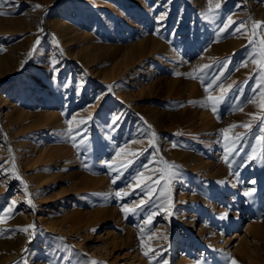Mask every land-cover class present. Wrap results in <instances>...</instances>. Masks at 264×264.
<instances>
[{
	"label": "rangeland",
	"instance_id": "obj_1",
	"mask_svg": "<svg viewBox=\"0 0 264 264\" xmlns=\"http://www.w3.org/2000/svg\"><path fill=\"white\" fill-rule=\"evenodd\" d=\"M217 3L221 8L212 19L203 14L215 8L213 0L211 5L209 0H15L0 7L10 13L0 15V163L7 161L4 168L9 170L0 174V209L18 201L12 218L0 223V256H8L12 244L20 246L4 264H106L37 221L66 216L70 221V214L78 223L73 228L77 237L86 231L96 238L108 231L107 239L114 234L119 238L123 245L112 255L118 264L133 255L140 264H264V109L253 100L259 80L257 65L249 60L254 51L249 39L264 38V28L253 36V25L264 22V0ZM165 13L166 20L158 24ZM229 16L244 27L218 36ZM148 41L156 43L152 50L140 59L131 56ZM185 74H199L205 84L219 76L222 87L206 92L199 79ZM174 82L195 84L200 97L176 96ZM209 95L225 97L215 114ZM50 111L53 115L41 126L21 132V125L32 127ZM193 111L206 113V122L190 119ZM114 115L121 118L113 127ZM69 127L84 135L69 139ZM145 133L156 134L155 147ZM84 136V146L74 147ZM226 146L232 150L231 170L224 160ZM51 148L50 157L33 164L32 156ZM172 164L180 175L164 186ZM145 184L164 186V194L152 192L151 203L135 212L122 211L149 201ZM253 187V196L245 197ZM153 212V224L146 226ZM225 213L227 218L221 219ZM19 214L25 219H17ZM250 214L255 232L237 260L200 240L234 237L245 229ZM191 216L195 219L188 226L184 219ZM32 224L35 230L27 227ZM141 228H146L143 243Z\"/></svg>",
	"mask_w": 264,
	"mask_h": 264
},
{
	"label": "bare ground",
	"instance_id": "obj_2",
	"mask_svg": "<svg viewBox=\"0 0 264 264\" xmlns=\"http://www.w3.org/2000/svg\"><path fill=\"white\" fill-rule=\"evenodd\" d=\"M45 1H51V0H45ZM217 1L218 0H213V2L215 4L217 3ZM193 4H198V2H193ZM30 16H32L31 13H30ZM65 30H66V28H64V31ZM232 43H234V45L235 44L238 45L237 42H232ZM155 45H156V43L154 41H148L144 46H138V47L134 48L131 51V53H132L131 56L133 57L135 55L136 58L140 59V58L144 57L150 50H152L155 47ZM23 57L25 58V56H23ZM132 57H130V59H133ZM3 74H4V72H3ZM173 84L175 85V86H173V89L176 90L175 95L178 97H181V98H183V97H190L191 98L192 97L193 100L194 99L198 100L197 98H199L201 95V91H200L201 89H199V87L196 86L195 84H176L175 82ZM218 96H220V95H218ZM254 101L260 102L261 101L260 96L256 94V98ZM189 114H190V116H189L190 119L200 117L202 119V121L206 122L205 119L207 118V115L204 112L203 113H197L196 111H193L192 113H189ZM52 115L53 114L51 113V111H50V113H48V112L42 113L39 117H37V120H35L32 127H24L23 125H21V127H20L21 132L27 131L28 129H32L34 127L41 126L42 125L41 123H43V121H45V120L50 119V116H52ZM225 136H226V134H225ZM212 139H214V138H212ZM216 144H217V142H216ZM54 150H55V148H51V151L47 154H45L43 151V152H40L39 154L37 153L36 155L32 156L33 164L41 163L43 161L42 159H44V157H50L51 153H54ZM217 154H218V152H217ZM220 166H222V165H220ZM222 167L224 168L225 166H222ZM219 168H221V167H219ZM223 168H221V170H224ZM218 170L219 169L214 170L213 174H211L210 176L214 177L215 176L214 173L216 174V172H218ZM227 171H229V170H227ZM224 175H225V173H224ZM190 198H191V196H190ZM201 198H200V200L205 202V205H206V201H205L206 198H205V200H203V197H201ZM202 206H203V204H202ZM184 213L186 214V212H184ZM189 215H192V214H189ZM68 216H71L70 221H66L67 216L59 218V219H57V218L56 219H52V218L44 219V218L40 217L37 219V221L40 224L46 225L49 231H51L53 233L54 232L55 233H62L63 235L67 236V238L69 239V242L71 244L75 245V247L78 248L79 251L91 252L92 254H96L98 256H101V257H103L106 264H118V260H117L118 257H116L115 260H112V255H113V252L117 249H120L123 244L118 241L119 238L115 234L112 235L113 237L111 239H107L109 236H111V232H108V231L105 232L104 231V232H102V234H99L96 238L95 237L89 238L88 233L85 231V232L79 233V236L77 237L76 235H74L75 232L73 230V228L78 224L76 219L74 218L75 214H70ZM193 216H196V215L194 214ZM193 216H191V220L190 219H184V223H186L188 226L192 225V223L194 222ZM21 217H23V216L21 214H19V215H17L16 218L20 219ZM240 218H241L240 215L235 216V219L237 221H239ZM21 219H25V218H21ZM245 221L246 222L244 224L248 223L247 226L245 227V229L241 230L240 233L239 232L235 233L234 237H229V238L225 239L222 237L223 236L222 234H219L217 239H213L210 237L203 236L200 240L204 243L205 247L212 249L214 251H221L224 249L222 252L224 253L225 256H229L230 253H233V259L237 260L238 255L242 252L243 244H245L247 246L249 245V242H250V236L249 235L253 234L255 232V228H256V224L252 223L251 214L248 216V219H246ZM66 222H68L69 224ZM130 229L132 230V228H130ZM202 232H204V231L201 230V233ZM128 233L131 234V231L128 230ZM127 239H129V235H128ZM93 240L95 241L94 242L95 244L91 245ZM234 242H236V243H234ZM12 248H13V251L8 256L7 255L0 256V264H4L6 261L10 260L14 256V254L19 251L20 246L16 245V244H12ZM128 257L129 256H127L126 258H128ZM126 258H122L123 260H121V261H123V264L126 262H128L129 264H135L136 262L138 264L141 263V260H139L138 256H135V255L130 256V258L128 260ZM38 263H40V262H38Z\"/></svg>",
	"mask_w": 264,
	"mask_h": 264
},
{
	"label": "snow or ice",
	"instance_id": "obj_3",
	"mask_svg": "<svg viewBox=\"0 0 264 264\" xmlns=\"http://www.w3.org/2000/svg\"><path fill=\"white\" fill-rule=\"evenodd\" d=\"M211 2H212V0H209V4L210 5H211ZM8 4H15V0H0V7H3L4 5H8ZM39 7H40V5H35L34 6V8H39ZM220 8H221V4L220 3H216L215 4V8L210 6L207 9V11L203 14L205 19L215 18V16L218 14ZM8 14H10V13L4 12V11H0V15H8ZM166 15H167V13L162 14L158 18L157 23L160 24L162 21H164L166 19ZM233 26H235V27H233ZM243 27H244L243 25L237 24V22L234 21L231 18V16H229V17H227V23H223L222 27H220L218 29L217 35L219 36V35H222L224 33H227L229 30H232V34H235L236 32L241 31ZM261 28H264V22H259L258 21V22H256L253 25V36L254 37L259 35V31L258 30L261 29ZM159 32H160V29L158 28L157 31L154 34L159 35ZM39 42L40 41H39V37H38L36 42H35V44H34V46H33L34 49H35L36 45L39 44ZM249 44L252 45L253 48H254L253 53L250 54V56H249V60L253 64L257 65V68L254 69V72L256 73V76H257V78L259 80V83L257 85V88L259 89V92L257 93V95H259L260 99H261L260 107L262 109H264V38H260L258 41L254 40V39H249ZM257 47L259 48L258 52L255 51V49ZM57 63L58 62L55 61V60L52 61V67H53V72L54 73H58L59 72V68L56 66ZM243 66H246V65H243ZM204 67L208 68V67H211V66L210 65H205ZM174 75H181V74L180 73H174ZM185 75H188L192 79H199L201 84H202V86H204L206 92H208L210 89H212L215 86H220V85H218V81L220 79L219 76L215 77V78H212L211 80H209L205 84L204 78L201 77L199 74L196 75V76H191L190 74H185ZM220 87H222V86H220ZM228 87H229V89H231L233 86L229 85ZM110 89H111V86H109V90ZM254 92H256L255 89H254ZM224 98H225L224 95H221L219 97H213V96L209 95L207 97V100L209 102H211L212 105H213L212 106V111H213L214 114L217 112L216 105L219 104L220 102H222L224 100ZM97 99H99V97H97ZM254 99H255V97L253 98V100ZM189 103H193V102L190 101ZM91 118L92 117H89V119H91ZM120 118L121 117L119 115H114L113 118H112L111 126H113V127L116 126L118 124ZM262 119H264V118H262ZM68 123H69V125H71V121H68ZM81 123H86V121H82ZM239 126H241V127H249V125H239ZM230 127L234 128V127H237V125H232ZM86 131L87 130L85 129V132ZM262 131H264V129H262ZM225 132H227V130H225ZM67 135H68L69 139L75 141L77 136H83L84 133L78 131L77 129H73L72 127H69ZM145 135H149L151 137L150 146L155 147V143L154 142H155V135L156 134L155 133H145ZM240 138L241 137L239 135H237L236 139L239 140ZM87 139H88L87 136H84V139L81 140L80 145L74 144L73 146L74 147L84 146V143H85V141H87ZM173 147H177V145L173 144ZM225 150H226L227 155H225L224 160H225V163L228 164L229 169L231 170L232 167H233V164L228 161V156L232 154V150L229 149L227 146H226ZM156 152L157 153L159 152L158 148H156ZM248 159H252V157H248ZM12 160H13V163H12V169L11 170L14 171L15 170V158L13 157ZM6 163H7V161H4L3 163H0V174L9 171L8 169L4 168V164H6ZM103 163L111 167L109 161H104ZM129 163H131V162H129ZM84 167L87 168L88 165L85 163ZM145 167H147V165H145ZM167 167L169 169H171V171L168 173V181L166 182V184L164 186H167V184L170 183L171 180L175 179L177 176L180 175L179 171L177 170L178 169L177 165L172 164V165H167ZM113 170H115V169H113ZM231 174L238 175V173H231ZM13 178H17L18 179V177H13ZM117 179H119V176L114 178L112 180V183L115 184ZM148 179L150 180L151 177H149ZM160 179H164V177L161 176ZM153 183L159 184V181H153ZM220 183H224V182L220 181ZM250 183L255 184V181H251ZM164 186H161V187H158V188H152L151 185L145 184L143 190L149 193V195H150L149 201L146 202V201L141 200L140 205H137L136 209L122 208V211L135 212L139 208L145 206L146 204L151 203V200H152L151 193L152 192H156V191H160L161 195H163L164 193H163L162 189H163ZM255 192H256V189L253 187V188H250L249 190L245 191L243 193V195L245 197L251 198ZM25 195H27V193H25ZM124 195L127 196V195H130V193H124ZM116 196L120 197L121 193L120 192H116ZM17 203H18V201L12 200L7 207H5L4 209H0V223L6 222L7 219H11L12 218V216H13L15 210H16ZM29 204L31 205V201H29ZM32 207L34 208V206H32ZM157 207L158 208H162L163 205H157ZM156 214L157 213L153 212L152 214H150L146 218V220H145V225L146 226H151L153 224V217ZM170 215H172L171 212H169V216ZM220 218L221 219H226L227 218V213L223 214ZM27 227L28 228H32L33 230H35V225L34 224L29 225ZM21 231H27V228L21 229ZM145 231H146V228H141L140 229L139 238L141 239L142 243H143V234L145 233ZM34 234H35V231L33 232V235ZM58 239H63V238H58ZM149 251L154 252L155 256L160 255L159 253H155V250H153V249H149ZM149 251H145L143 254L145 256H149ZM25 264H27L26 261H25ZM91 264H97V262L93 261V262H91ZM162 264H167V261H163ZM233 264H235V261H233Z\"/></svg>",
	"mask_w": 264,
	"mask_h": 264
}]
</instances>
